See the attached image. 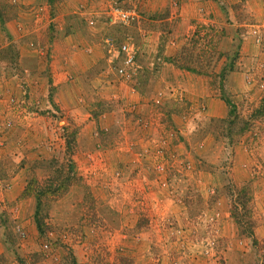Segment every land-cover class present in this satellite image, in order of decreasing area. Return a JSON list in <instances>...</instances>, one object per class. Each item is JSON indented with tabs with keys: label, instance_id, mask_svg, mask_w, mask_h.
<instances>
[{
	"label": "rangeland",
	"instance_id": "obj_1",
	"mask_svg": "<svg viewBox=\"0 0 264 264\" xmlns=\"http://www.w3.org/2000/svg\"><path fill=\"white\" fill-rule=\"evenodd\" d=\"M183 1L0 0V264H264V0Z\"/></svg>",
	"mask_w": 264,
	"mask_h": 264
},
{
	"label": "crops",
	"instance_id": "obj_2",
	"mask_svg": "<svg viewBox=\"0 0 264 264\" xmlns=\"http://www.w3.org/2000/svg\"><path fill=\"white\" fill-rule=\"evenodd\" d=\"M85 2V0H82ZM94 3L97 1V4H101L104 2V0H93ZM156 1V3L154 4V6L159 7V9L161 10L162 8H164L166 6V3H168L171 0H153ZM81 0H64V7L63 9L57 13V16H64L63 19V25H64V30L65 32L68 34V37H72V38H80L83 37L85 39V41L89 40V42L91 43V39L93 38L94 42L92 49L95 48L97 49L99 46V41L102 39L103 35L105 34L106 31L105 30V26L104 24H100L99 19H95L94 24L95 25H99L98 27L93 26L95 28V31L92 30V28H84L85 23L88 20H91L92 17H81V18H73V15L71 13L73 12V9L78 8V5L80 4ZM185 3L186 7H189L191 9H193L192 13H189V15L187 14V11L185 12L184 10L180 9V14L179 17L180 19H185V20H191L190 18H192L191 16L195 14L196 11H198L199 7L201 6L199 2H197V0H184L183 1ZM90 2H88L89 4ZM73 8V9H72ZM56 16V17H57ZM55 17V19H56ZM84 22H81L83 21ZM81 20V21H80ZM92 20H94L92 18ZM81 23L84 25H81ZM104 31L102 34L101 32ZM101 53V52H100ZM215 106L217 104L216 101H211ZM218 113H220L221 115V109H218L217 111ZM216 112V113H217ZM217 115V114H216ZM218 116V115H217Z\"/></svg>",
	"mask_w": 264,
	"mask_h": 264
},
{
	"label": "built area",
	"instance_id": "obj_3",
	"mask_svg": "<svg viewBox=\"0 0 264 264\" xmlns=\"http://www.w3.org/2000/svg\"><path fill=\"white\" fill-rule=\"evenodd\" d=\"M111 16L114 21L120 22V23H126L128 20L131 18V11L121 9L118 7H112L110 9ZM88 25H93V22L91 20L88 21ZM130 46L124 44L120 46V54H121V64L122 67L118 69L119 74H124L125 70L123 67L128 68L133 64V59H134V53L133 51L129 48Z\"/></svg>",
	"mask_w": 264,
	"mask_h": 264
},
{
	"label": "trees",
	"instance_id": "obj_4",
	"mask_svg": "<svg viewBox=\"0 0 264 264\" xmlns=\"http://www.w3.org/2000/svg\"><path fill=\"white\" fill-rule=\"evenodd\" d=\"M186 70H190V69L186 68ZM190 71H191V70H190ZM195 73H197V74H200V75H201V72H200V71H196Z\"/></svg>",
	"mask_w": 264,
	"mask_h": 264
}]
</instances>
